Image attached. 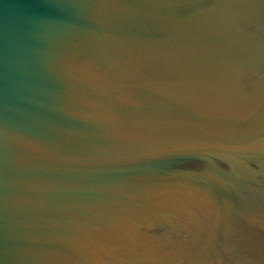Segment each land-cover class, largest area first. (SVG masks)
<instances>
[{"label":"water","instance_id":"1","mask_svg":"<svg viewBox=\"0 0 264 264\" xmlns=\"http://www.w3.org/2000/svg\"><path fill=\"white\" fill-rule=\"evenodd\" d=\"M0 264H264V0H0Z\"/></svg>","mask_w":264,"mask_h":264}]
</instances>
